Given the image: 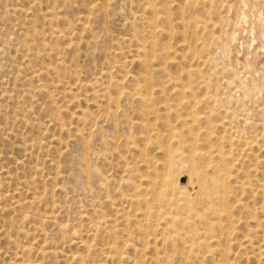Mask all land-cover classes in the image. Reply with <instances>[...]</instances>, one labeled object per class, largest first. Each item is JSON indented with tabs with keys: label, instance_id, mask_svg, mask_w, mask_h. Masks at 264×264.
Here are the masks:
<instances>
[{
	"label": "rangeland",
	"instance_id": "rangeland-1",
	"mask_svg": "<svg viewBox=\"0 0 264 264\" xmlns=\"http://www.w3.org/2000/svg\"><path fill=\"white\" fill-rule=\"evenodd\" d=\"M224 263L264 264V0H0V264Z\"/></svg>",
	"mask_w": 264,
	"mask_h": 264
},
{
	"label": "bare ground",
	"instance_id": "bare-ground-1",
	"mask_svg": "<svg viewBox=\"0 0 264 264\" xmlns=\"http://www.w3.org/2000/svg\"><path fill=\"white\" fill-rule=\"evenodd\" d=\"M254 27V26H253ZM198 154V153H197ZM202 175V174H201ZM168 176V175H167ZM165 177H163V179H164ZM163 179H162V181H163ZM166 181H167V179H166ZM170 182V181H169ZM163 183V182H162ZM156 184V183H155ZM164 185H165V181H164V183H163ZM170 185V184H169ZM167 186V185H166ZM165 186H163V188H164ZM170 187V186H169ZM162 188V187H161ZM200 189V188H199ZM161 191V190H160ZM160 191H159V193H160ZM165 195V194H164ZM174 196V195H173ZM159 199V198H158ZM193 199V198H192ZM168 200V199H167ZM166 200V201H167ZM194 200H195V198H194ZM193 200V201H194ZM168 201H170V200H168ZM179 201V200H178ZM181 201H183V200H181ZM180 201V202H181ZM188 202H191V201H188ZM181 206H183V205H181ZM188 206V205H187ZM192 206V205H191ZM193 207V206H192ZM178 209V208H177ZM177 209H174V210H177ZM187 209H189V208H187ZM186 209V210H187ZM179 210V209H178ZM189 211V210H188ZM174 212H172V214H173ZM179 214V213H178ZM171 215V214H170ZM170 215H168L169 217H170ZM176 215V214H175ZM175 215L173 216V218L175 217ZM172 216V215H171ZM181 217V216H180ZM172 218V220L174 221V219ZM183 218V217H182ZM181 219V218H180ZM170 220H171V218H170ZM177 220V219H176ZM182 220V219H181ZM184 220V219H183ZM189 221V220H188ZM187 221V222H188ZM176 222H178V221H176ZM183 222V221H182ZM189 223V222H188ZM180 224V223H179ZM190 227V226H189ZM193 228V227H192ZM177 229V228H176ZM182 229V228H181ZM184 230V229H183ZM139 236V235H138ZM177 237V236H176ZM173 241V240H172ZM195 248V247H194ZM260 248H263V247H260ZM221 261V260H220ZM222 262V261H221ZM225 264V263H224ZM227 264V263H226Z\"/></svg>",
	"mask_w": 264,
	"mask_h": 264
}]
</instances>
